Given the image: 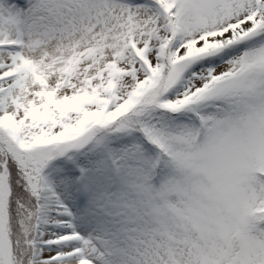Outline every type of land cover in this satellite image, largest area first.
I'll list each match as a JSON object with an SVG mask.
<instances>
[{"label": "snow or ice", "instance_id": "obj_1", "mask_svg": "<svg viewBox=\"0 0 264 264\" xmlns=\"http://www.w3.org/2000/svg\"><path fill=\"white\" fill-rule=\"evenodd\" d=\"M0 264H264V0H0Z\"/></svg>", "mask_w": 264, "mask_h": 264}]
</instances>
